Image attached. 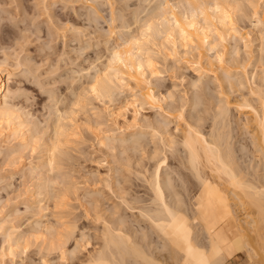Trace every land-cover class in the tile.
Here are the masks:
<instances>
[{
	"label": "bare ground",
	"instance_id": "bare-ground-1",
	"mask_svg": "<svg viewBox=\"0 0 264 264\" xmlns=\"http://www.w3.org/2000/svg\"><path fill=\"white\" fill-rule=\"evenodd\" d=\"M144 1L148 2L145 3L147 4L146 6H143L145 9L149 10L153 7L150 2L152 0ZM160 2V6L164 9L161 8L162 11H159L161 12L159 14L156 13L157 11L153 12L156 15L158 14L156 17L161 20L159 21L161 28H159V24L156 21L153 22L156 19V17L155 19L151 17L153 12L143 18L138 14V10L137 13H133L134 16L131 14L134 25L136 24L137 31H139L138 35H133L132 30L130 32L129 27L133 24L130 26L128 21L132 23L131 18L130 20L127 19L128 21L126 20V22L122 19L124 17L121 16L124 21L123 24L117 26L118 24L116 23L117 25L115 26L114 22L119 19H116L117 16L116 18L112 16L113 18L109 22V25H111L109 29L112 27L123 28L122 30L119 29L120 32L122 31L119 34L120 36L117 35V38H121V40L119 39L121 42H117L116 46L114 45L112 48L105 46L109 51L108 62H106L105 68L100 70L102 71L101 74L94 72L95 75L87 83L89 84V93L91 92V94L100 99H108L110 103L116 102L118 95L116 92H120V90L137 91L138 94L135 95L137 102H127L124 109L126 107L130 108V106L132 108L133 106L135 108L136 106H141L142 108V106L146 105V107L149 106L150 108L161 110L160 113L163 110L166 117L162 113V119H159V116L155 120H149L150 118L141 119L138 116L139 108H136L132 121L129 123L130 119H126L123 115L124 113L122 114L124 111H120V108V110L114 107L112 109L109 108L108 114H110L115 126L121 125L118 126L120 130L129 128L125 127V124L131 128L138 129L136 130L137 132H131L128 137H125V131L118 135H105L107 131H103L104 135L101 132L103 136L96 133L99 143L108 150H111L109 148L113 150L116 147L117 149L119 147L123 148L124 153L123 150L120 151L124 155L132 152L133 154H129L135 156L134 152H139V157H134V162L132 156L122 158V162L129 164L123 163L120 167L121 161L118 162L116 160L115 164H119L118 167L112 166L117 171L112 169L117 173L114 178L117 179V175H120L119 177L123 180L119 181L117 179V181L114 178H109L111 177V168H108L110 170L109 177H106L109 179V183L105 186L106 188L108 187V190L111 189L112 191L110 192H113L119 198L118 200L120 201L118 203L112 204L108 208L105 206L104 208L106 203L104 200L106 199H102V197H105L102 193L99 195L98 192L100 191L97 192L100 198H97L98 195L94 194L96 191L93 194L91 192L89 195L83 194L84 197L88 196V200H90L89 197L91 195H94V199H92L93 197L91 198L92 202L87 204L94 211L92 216L94 217V224L98 222L99 225L100 222V227L96 226V230L99 233L97 234L95 231L97 235L94 237L97 240V247L85 257L81 255L82 252L80 254L78 241H76L77 243L73 250L66 249L67 244L70 242L69 239H71L70 236L74 234L73 230H70L72 233L66 234L58 231L57 229L62 226L58 217V220L56 219L58 221L57 224L60 225V227L59 225L57 226L58 228L53 226L56 224L55 219V221L52 220L54 222V224L52 222L53 225L51 222L45 221L46 218L50 217H46V211L51 202L53 204L56 203L54 205L56 210L63 203L57 202V200L61 199L58 190L60 194H63V191L68 190L66 188L75 186L71 181L70 175L67 176L69 167L72 168V164L70 165L71 162L69 163V161L74 160L70 157L71 155L68 151L70 147L68 148L67 146L72 132L69 133L70 125L68 126L65 122L71 119L70 115L77 112V110L85 108L82 104L83 102H81L84 99H78L76 102L72 101V104L75 103L72 108L76 106H80V108H70V115L68 113L63 115L66 112L63 111L62 114L60 112L62 111L61 107H59L60 109L57 108L58 106L55 104L60 101H55L58 97L54 103L49 102L54 105L53 108L57 107L54 108L55 111L51 114H54L50 125L52 130L50 135L47 136L46 132H42L45 128L42 129L40 127L41 123L37 124V122L30 120L31 113L28 114V111L25 112L22 107H19L17 105L18 101L14 102L17 100V91H19L17 84L20 83V79L17 80L15 74L12 73V68H9L10 66L7 62L9 60L3 59L2 62L0 61V155L3 156V152H5V158H2V160H11V162L7 161L9 164H2L10 167L14 163L13 170L9 169V171L12 170L18 176H20L18 173H21L23 177H26V184L29 178L33 189L28 194L31 193L32 203H35V206L37 204L33 208L35 211L33 209L30 210L33 212L32 216L30 215L33 219L31 217V219H27L28 221L32 220V222L34 220V224L31 221L27 222L30 225L33 224L31 229L28 226L29 230H27V227L25 228L26 231L21 230L20 228L23 227H21L18 219L0 217V235L2 236L0 264H29V262L25 263V260L18 263L17 258L19 256V259L20 257L23 259L22 256L26 253L23 249L31 246V233L37 241L42 240L46 245L42 244L44 248L46 247L47 255L42 256L41 264H54L55 261L53 263L50 260L52 253L57 251L60 252V255H58L57 259L59 260L55 264H225L228 259L244 247L248 249L249 257H253L255 254L254 257L258 255L260 257V254H263V252L260 254L256 252L258 246H261L259 248L264 250V95H262V92H264V89H262V85H264V13L261 12V0H251L255 4L254 8L245 7L248 0H185L186 3L183 0L181 4L184 2L183 5H186H184V9L186 7L185 10H187L186 13L184 9H182L184 12L182 10L180 12L177 11L179 10L177 9L179 5L175 6L172 1V3L168 0ZM201 4L211 5L212 7L203 9V14L201 15L199 14L201 11L199 5ZM217 4L221 6V13L224 11L223 6L225 4L232 6L230 10L232 19L225 20L221 13H215L214 8ZM158 7L156 5L155 10ZM158 10L160 9L158 8ZM3 11L5 10L3 9ZM181 13L185 14L182 15ZM147 17L148 19H146ZM246 17L250 18V30H248L249 27L247 28V26L238 25ZM125 29L130 33L127 30L124 31ZM252 31L255 32L253 33ZM112 32L113 30L111 34ZM161 33H164V36L158 38ZM255 33L257 35L253 38L252 34ZM111 34L110 36H112ZM155 41L159 42L161 49L166 48V50L172 51L171 54L173 56H175L173 53H180V47L187 52H193L195 55V59L192 60L194 63L192 64L195 66L194 70L198 73V76L196 80L190 82L191 88H195V94L189 99L181 98L179 104L177 106H174V104L169 106V110H165L162 103L166 102L168 98L170 99L171 95L173 97V94H164L160 91L161 88L156 91L157 83L153 86L151 79L154 77L151 76V69L147 70V74L140 72V64L135 59V56L143 54L145 67L149 56L156 65V58L154 57V59L150 52L154 50L151 48L152 44L157 47ZM256 41L258 43L257 51L252 49V45ZM106 42L110 45L108 40ZM1 43L2 39L0 37V46ZM63 51L65 52L66 49ZM64 52V57L67 55L66 60L68 56L71 58L70 55L73 52H70V55H68V51V54L65 52L66 55ZM163 52L161 51L162 54ZM255 52H257V55ZM77 53L79 54V52ZM77 53L76 56L78 55ZM168 53L170 54V52ZM169 54L166 56L164 52V58H168ZM241 54H244V57ZM190 55L192 56L193 54ZM183 57L185 58V56ZM183 57L182 59H184ZM221 58L223 63H221ZM72 60L73 58L67 60L70 65L72 63L75 64V61L73 62ZM25 62H28L26 58ZM158 68L156 69L157 71ZM87 69L83 71L86 72L88 71ZM78 74L80 76L81 72L79 71ZM209 76H211L210 82H213V85L210 84L209 80L205 83V78L208 79ZM155 78L154 80H156ZM157 81H159L158 78ZM207 83L211 86L207 85ZM198 88L199 90H197ZM93 89H95V92H93ZM212 90H214V93L210 92ZM19 92H21V89ZM149 95H151L152 99L148 98ZM48 97L50 98L51 96ZM138 102L139 104L137 105L136 103ZM232 110L244 116L243 119L240 117L241 119L238 118V121L235 120L238 131L236 135L234 133L236 131L235 127L232 125V120L234 121L231 114ZM175 111L178 113L176 114L177 116L173 114ZM123 116L124 118H122ZM120 118L124 119L123 125L120 123ZM172 122H176V124L174 123V129H170ZM101 129L103 128L101 127ZM3 131H5V135ZM39 135H41L42 139L39 138ZM44 136L47 137L44 138ZM26 151L27 153L29 152V156ZM25 153L28 161L32 158L30 155L37 154V156L34 155L36 160L28 163L27 161L24 162L26 158L23 160V154ZM118 158L119 156L116 159ZM145 159H148L150 166L149 164H143V162L147 161ZM131 162L132 164H130ZM133 163L134 166L140 167L137 170V176L140 175L138 177L142 179H139L136 173L133 174H135L136 180L137 178L142 180L139 182H143L141 186L144 184V191L146 190L145 194L147 197L141 196L140 193V195H137V192L130 197L126 195L129 192L131 194L132 187L130 188V186L132 185L129 186L130 189L127 188L131 182H128L126 177H122V173L124 171L129 173L131 169L132 172L136 171L138 168L135 169L134 167L133 169ZM73 166H75V163H73ZM14 176L12 175L13 180L10 178L11 181L10 179L5 180H9L10 184H12L11 182L17 178V176ZM106 179L105 181H107ZM128 179L132 180L130 177ZM23 180L24 178L21 179V181ZM97 180H100V178ZM2 181L5 182L4 180ZM126 181L128 184L123 183ZM70 183L73 185L71 186ZM55 185L66 188L61 192L60 189L62 188ZM139 186L137 185L138 188ZM29 187L31 188V186ZM54 187L58 188V190L56 189L57 193H55ZM75 188L77 187L75 186ZM139 192L141 191L139 190ZM117 198L114 197V201ZM63 199L62 197L61 201ZM100 199L102 200L100 201ZM46 201L48 204L50 203L48 207ZM102 201L105 202L104 205ZM106 201L109 202L108 199ZM27 205H29L26 208L27 211L33 207L30 204ZM124 209L127 212H131L130 215H125V211H122ZM51 210L56 212L54 209ZM52 211L49 212L53 213ZM55 214L52 217H56L57 214ZM8 218H12V220ZM23 221L25 222V220ZM64 225L66 224L64 223ZM42 249L40 253H43L44 250L42 251ZM251 251L256 253L253 252L254 254H252ZM47 256H50L49 260L46 259ZM263 256L264 254L261 257ZM43 257L45 258L43 259ZM260 258L258 260L260 262H256V264H263L264 259L261 258L263 261L261 262Z\"/></svg>",
	"mask_w": 264,
	"mask_h": 264
},
{
	"label": "rangeland",
	"instance_id": "rangeland-1",
	"mask_svg": "<svg viewBox=\"0 0 264 264\" xmlns=\"http://www.w3.org/2000/svg\"><path fill=\"white\" fill-rule=\"evenodd\" d=\"M160 1H164V0H160ZM160 1L159 0L150 1L151 5L153 7L148 10V9H145V7H143V6L147 5L145 3H148V2H145L144 0H91V1L90 0L89 1L88 0H70V1H68V0H45V1L44 0H0V5H1L0 6L1 7L0 8V13H1L0 17H3V18H0V37L2 39V43H1L2 48L0 46V61L2 62L3 59L6 61L9 60V61H7L9 66H10L9 68L10 69L12 68V73L15 74L16 79L17 80L20 79L19 80L20 83L17 84L18 85L17 87H19V91L21 89V92L17 91L18 92L17 97L19 95L20 96L18 98L16 97L17 100L14 102L16 103L18 101L17 105H19V107H22L25 110V112L28 111L27 112L28 114L31 113L30 117H29V118H31L30 120L37 122V124L41 123L40 127L42 129L45 128V130L42 132H46L45 134L47 136H49L50 132L52 130L51 129L52 126H50V125L52 124V121H53V115L54 114L53 115H51V114H52V112L55 111L54 108L57 106H58L57 108L61 107L62 111H60V112L61 113L63 111L66 112L64 114L62 113L63 115H65V114L67 115V113L71 114V112H69L70 111L69 109L72 108V106H74L73 104H75V103L72 104V101L76 102L78 99H81V98L85 100V101L81 100V102H83L82 104H83V106H85V108H83V110H82V109H79L80 106H76V107H78L77 109H79V111L77 110V112L73 113L72 115L69 114L71 116L70 117L71 119H69L68 121L65 120V121H67L65 123H67L68 126L70 125L69 126V133L72 132L71 133L72 135H70L71 141L69 140V143L67 145L68 148L70 147L71 149L69 148V150L68 149L67 150L69 151V154L71 155V156L70 155L69 156L72 157L74 160V161H72L70 158L71 161H69V163L71 162L70 165L72 164L71 165L72 168L69 167L70 168L69 170L67 168L68 172L70 173L69 174L67 172L68 173L67 176L70 175L71 181L73 182V184L77 188L78 187L79 188L77 189V188H75V186H72L73 185V184H71L72 182L70 184L74 188L67 185V186H69V188H71L70 191H68L69 188H66L64 186L63 187L68 189V190L63 191L64 188L55 185L57 187L62 188V189H60V188L59 189L61 190V192L62 191L64 192L63 194H60L58 188L54 187V191H56V189H57L58 194L61 197V199L57 200V202L58 201L63 202L64 204L63 203L60 204L61 205L60 208L58 205V208L60 210L59 209L56 210L54 208L55 207L54 205H56V203L53 204L51 202L53 200L50 201L52 205L49 203L51 208H50L48 202L46 201L47 207L49 206L47 208V211H46L47 213L45 212L46 217L50 216L48 218L49 219L52 218V219H50L51 221L48 218H46V220L44 219L45 221L51 222V224H52V222L55 221L58 217L59 223L62 225L61 228L57 227L59 225V224H57L58 219L56 220V224H54V222H53L54 225L53 224L52 225L56 226V228H58L57 230L60 231L61 233H63V232H64V234L69 233V232L72 233V231H70V230H73L74 234L72 236H70L71 239H69V241H70V242L68 241L69 243L67 242L68 244L66 246V249L73 250L76 246V243H77L76 241H78L79 242L78 244L80 245V254L82 252L81 255L84 257H85V255L87 256L91 250H93L94 248L97 247L96 246L97 240L94 237H95V235H97L99 233L96 230V228H97L96 226L100 227V222H99V225H98V222L95 223L96 225L94 224V222H95L94 217H92L94 215V211H93V209H90V207H89L90 205H88L89 203L92 202L91 198L94 195L93 196L91 195V197H89L90 200H88V198H87L88 196L84 197L83 194L89 195V194H91V192L93 194V192L96 191V193H94L95 195L96 194L98 195V193H99V195H100V193H102L104 195L105 198L102 197L103 200L108 199V201H109V199H111L109 202L104 200L108 205L104 201H102L103 205L105 203L104 208H105V206H107L106 208H108V207H111L112 204L114 205L115 203H118L120 201V200H118L119 198H117V196H115V194L113 192H112L113 194L110 192V191H112L111 189L108 190V187L106 188V186H105V185H108V183H109V181H108L109 179L106 176L109 177L108 174L111 170V172H113V173L110 172L111 177H109V178L116 177L115 175L117 173L114 172L116 170L113 169L114 167H112V166L118 167V164H119L118 162L121 161L122 158H124V157L128 158V156L129 157L132 156L133 157L132 160L134 162V159H135L134 157H139V152L138 153L134 152V154H136L134 156V155H132L133 153L129 152V150H128V152L132 153V154L126 153L127 152L126 151L125 152L126 154L124 155L121 153L123 148L119 147L117 149V147H116L113 150H112V148H109L111 150H108L103 145L101 146V144L99 143L98 138L96 136L98 133H99L98 135H100L101 132H103V131L104 132L107 131L106 134L103 132V135L104 134L105 135H107V134L108 135H118L122 131H125V137H128V136H130L129 134L131 132L132 133L137 132L136 130L138 129V128L137 129L131 128L130 126H127L125 124V127H129V128H126V129L122 128V130H120V127H118V126H121V125L115 126L112 118L110 117V114H108V111H110L109 108H111V109L113 107L116 109L120 108L121 109V110L119 109L120 111H124V112H122V114L124 113L123 115L125 116V118L128 120L130 119L128 121L129 123H130V121H132L134 110L136 108L137 109L139 108L138 109L139 110L138 116L141 119L142 118L143 119H149L150 118L149 120H155V119H158L157 116H159V119H162V117H163L162 113H164L163 110H162V113H160L161 110L156 109V108L153 109V108H150L149 106L146 107V105L142 106V108H141V106L140 107L136 106V108H135V106H133V108H132V106H130V108L126 107L128 109L125 110L126 108L124 109V107L127 104V102H130V103L133 101L137 102L135 100V98H136L135 95L138 94L137 91L132 90V92H131V90H126V89L120 90V92L119 91L116 92L118 94V95L116 94L118 97V98L116 97V102L110 103L108 101V99H100L98 97H95V95L91 94V92L89 93V91H90L89 90V84H87V83H89V80H91L92 76L95 75L94 72H97V74H101L102 71H100V70L101 69L103 70V68H105V64H107L106 62H108L107 56H109V51L107 48L108 47L112 48V47H114V45L116 46V43L117 42L119 43V41L121 40L120 37L117 38L118 37L117 35L122 33V31L120 32L119 29L122 30L123 28L121 29L120 27L119 28L118 27L117 28L112 27L109 29V27L111 26V25H109L110 24L109 22L111 21V19L114 16H115L114 18H116V16H117L116 19H119V20H116L114 22V25L116 26L118 24L117 26H121L124 21H126L127 19L130 20V18H131L133 21L132 23H130V21L127 20L128 23L130 24V26H131V24H133L131 27H129L130 32L132 30L133 35L134 34L138 35L139 31H137V26H136V24L134 25V20L131 16L132 15L134 16V14H135L134 12L137 13V10H138V14H140V16H142V18L147 16L148 14H151L153 11H157L156 13H158V14L161 13L159 11H162V9H164V8H162L160 6V4H159V3H161ZM165 1H167V0H165ZM168 1L174 2L173 4L175 6L177 4L179 5L177 7V9H179V10L176 9L177 11L180 12L182 9H184L185 4L183 5V3L185 2V0H184V2H182V4H181V1H183V0H168ZM260 4H261V2H260ZM156 5H157V7L159 5L158 8L160 10H158V8L155 10ZM3 9L5 11H3ZM185 9H186V7H185ZM184 10H182V11L184 12ZM186 12H187V10H185V13ZM261 12L264 13V9L261 8ZM156 13L153 12L151 17H153L155 19V17L158 15V14L156 15ZM185 13H181V14L184 15ZM89 16H91V17H89ZM121 16L124 17V18H122V19H124V21L121 19ZM93 17H94V20H93ZM118 17H120V18H118ZM146 19H148V17ZM155 21L159 24L160 23L159 21H161V20L158 17H156V19L153 20V22H155ZM14 24H16V25H14ZM67 24H69V25H67ZM65 25H67V26H65ZM238 25L247 26V28L249 27L248 30H250V18L249 17L243 18L238 23ZM158 26H159V28H161L160 24ZM112 30H113V32L111 34ZM126 30L127 29H125L124 31H126ZM127 32L130 33L128 30H127ZM50 33H51L53 38L51 37ZM106 33L108 34V36ZM110 34L112 36H110ZM256 35H257L256 33L252 34L253 38ZM160 36H164V33H161L160 35H158V38ZM80 39L82 42L80 41ZM107 40H108V42H110V45L107 44V42H106ZM157 41H159V40L157 39ZM155 43H157V42L155 41ZM257 44L258 43L256 41L252 45V49L255 51H257V48H256ZM84 45L85 46L88 45V46H86V48H85ZM152 45H151V48H153L154 50L150 48L151 50H153L150 52H151L153 58L154 57L156 58V59L155 58L154 59L156 60V65L157 64L159 65V66L157 65V68L159 67L158 71L160 72L161 75H160V77H156V78L154 77L156 80H154V78L151 80H152V83H153V80L156 81V83H157V84L155 83L156 84V88H155L156 91L160 90V88H161L160 91L163 92L164 94H169V95L171 93L173 94V97H172V95H171V97L169 96L170 99L168 98L166 100V102L162 103L163 108H165V110H167V109L169 110V106H173V104H174V106H177L179 104V100L181 98L189 99V98H192L193 95L195 94V88L192 89L191 88L192 86L190 85V82L196 80L197 79L196 77L198 76V73L194 70L195 66L192 64V63H194V62H192V60L195 59V55L193 52L191 53V51L190 52L188 51L189 52L188 53L187 51H185L183 48L180 47L179 48L180 53H178V54L173 53V54H175V56H173L171 54L172 51H169L168 49L166 50V48H164L166 51L164 49H161L162 47L160 46L159 42L156 44L159 49L157 47H154L155 44L153 46ZM105 46L107 48H105ZM79 47L85 48V49H81V48L78 49ZM149 47H150V45H149ZM69 48H71V49H69ZM65 49H66V51H65L66 53H67V51L69 52V54L67 53L68 55H70V52L71 53L73 52L70 55L71 58L68 56L69 58L67 57V60L73 58L72 61L73 62L75 61L74 63L76 64V66L73 63H72L73 65L72 64L70 65V63L65 59L67 56L66 53L63 51ZM70 50H72V51H70ZM161 51L162 52L164 51L165 55H166L167 51L170 52V54L167 52V55H166V56H168V54H169V57L164 58V56H163L164 52L162 54ZM243 51H242V53H243ZM63 52L66 55L65 57L63 55ZM77 52H79V54ZM76 53L78 54L77 56H76ZM256 53L257 52H255V54ZM180 54H181V56H180ZM190 54H193V55L191 56ZM10 55H12V56H10ZM241 55H242V57H244V54H241ZM28 56H30V57H28ZM183 56H185V58ZM182 57L184 59H182ZM191 57H192V59H191ZM25 58H26V61H28V62H25ZM28 58H30V59H28ZM176 58H178V59H176ZM173 59H175V60H173ZM188 59H189V61H188ZM165 60H167V61H165ZM32 61H34V62L32 63ZM70 62H71V60H70ZM66 63H68V64H66ZM15 65H18V66H15ZM92 65H94V66H92ZM19 66H21V67H19ZM38 66H39V68H38ZM57 66H59V67H57ZM172 66H174V67H172ZM33 68H35V69H33ZM37 68H38V70H37ZM84 68L85 69L88 68L87 69L88 71H86V72L83 71V70H85ZM89 68H90V70H89ZM91 68H92V70H91ZM30 70H32V71H30ZM53 70H55V71H53ZM78 70L81 72L80 76H78L79 75ZM28 71H29V73H28ZM87 73H88V77H87ZM85 74H86V76H85ZM183 74H184V76H183ZM75 76H76V78H75ZM210 77L211 76H209L208 79H206L207 78V76H206L205 83L208 80L210 82V80H211ZM157 78L159 81H157ZM73 79H74L75 84H73L74 83ZM75 79H76V81H75ZM186 81H189V82H186ZM160 83H161V85H160ZM72 84H73V86H72ZM210 84L213 85V82L212 83L210 82ZM210 84L207 83V85L211 86ZM212 87H214V86H212ZM83 89H85V90H83ZM211 89H213V88H211ZM197 90H199V88ZM213 91L214 90H212L210 92H213ZM21 93L23 96L21 95ZM52 93H53V95H52ZM48 96H51L50 98H52V99H50ZM53 96H54V98H53ZM76 97H77V99H76ZM78 97H80V98H78ZM48 99H49V101H48ZM55 99H56V101H55ZM86 99H87V101H86ZM54 101L55 102L60 101V102L55 104L57 106H55L53 108L54 105H52V103H54ZM49 102H52V103L50 104ZM69 102H71V103H69ZM169 102L171 103V105ZM84 103H85V105H84ZM67 104L69 107L67 106ZM136 104L138 105L139 102ZM63 106H64V108H63ZM76 107H73L72 109H74ZM172 112H174V111H172ZM178 113H179V110H178ZM178 113H177V111H175V113H173V114L176 115ZM161 114H162V117H161ZM231 114H232V118H234V121L232 120V123H233L232 125H233V127H235L234 129L236 131L234 133L236 135V133L238 131L236 128L237 124H235V122H236L235 120L238 121V118L243 119L244 116L235 110H232ZM239 114H240V116H239ZM165 115L166 114L164 113V116ZM124 116L122 118H124ZM122 118H120L121 124L123 123V120H124ZM235 118H237V119H235ZM97 120H99V121H97ZM99 122H101V123L99 124ZM174 123L176 124V122H172L170 124V127H171L170 129L175 128ZM101 127L103 129H101ZM100 129H101V131H100ZM5 131H3L4 135H5ZM74 134L76 135V137ZM0 135H1V133H0ZM40 136L41 135H39V138H41ZM47 136H44V138ZM4 153L5 152H3V156L0 155V174L1 173L4 174V176H3V174H1L3 176V178L0 175V177H1V179H0V217H5L6 219H7V217H12L13 219H18L20 221L21 227H23L20 229L21 230L23 229V231H26L25 230L26 227H27V230H29L28 226L31 229V226L34 224V220H33V222H32V220H29V221H31V223H33L31 225H30V223H27V222H29L27 219L28 218L31 219L32 218L31 216L33 214V212H31L30 210L37 206V204L35 206V203H32L31 193L28 194L29 191L33 189V186L31 185L29 178L27 179L28 182L26 181L27 182V184H26L25 183L26 177H23V175L21 173H18L20 175V176H18L17 173L14 174L12 172L14 163H13V165L10 166L11 168L8 165H5V164H9V162H11V160L10 161L7 160V161H9L8 163H7V161H5L6 159L2 160V158H5ZM26 153H27V151H26ZM26 153L23 154L24 155L23 160L26 158V160H24V162L27 161V163H28L29 161H32V160L35 161L36 160L37 154H34V155H36L35 158H34L33 154L30 155L32 158L29 157L30 159L28 161V158L25 156ZM123 153H124V150H123ZM27 155L29 156V152L27 153ZM118 156H119V158L116 159ZM16 157H18V156H16ZM113 158L115 161L112 160ZM16 159H18V158H16ZM14 160H15V157H14ZM116 160L118 161L117 162L118 164H115ZM145 160H147V161H145ZM145 160H144L145 162H143V164L144 163L146 165L149 164V166H150L148 159H145ZM12 162H14V161L12 160ZM72 162L75 163V166H73ZM2 163H5V164H2ZM123 163L126 165L129 164V163H125V162L121 161V163L119 164V167ZM130 164H132V162ZM135 165H136V163H135ZM173 165H175V164H173ZM1 166H3V167H1ZM130 166H132V165H130ZM132 167H133V169H134V167H135V169L136 168H138V169H136V171L134 170L135 172L134 171L132 172V169H131L130 172H132V173H130V172L126 173L127 171L126 172L124 171V173H122L123 176L121 175L122 177H126V180H128V182L132 183V184L131 183L128 184L127 181L123 182V183L128 184V186L125 185V186H127L128 189H130L132 187V191L129 190V191H131V194L129 192L126 195H127V197H130L132 194H135L137 192V195L140 193L141 196L143 195V196L147 197V195L145 194L146 190L144 191V186H143L144 184L142 185L143 188L141 186V183H143V182H141V183L139 182V181H142V180H139L142 178L138 177L140 175L137 176V170H139L140 167L134 166V163H133ZM108 168L109 169L111 168V169L109 170ZM9 169H12V170L9 171ZM9 172H11V173H9ZM133 173H136V176L139 179L137 178V180H136V176ZM8 174L10 177L8 176ZM12 175L17 176V178H15L16 180L12 181L11 182L12 184H10V181L12 179ZM117 176H118L117 179L119 181L123 180L122 178L119 177L120 175H117ZM127 176H128V178L130 177L133 180V182H132V180L128 179ZM22 177L24 178V180H23L24 182L21 181V179H23ZM91 178H93V179H91ZM99 178L102 181L97 180ZM5 179L6 180L10 179V181L9 180L6 181ZM18 179H20V180H18ZM105 179L107 181H105ZM114 179H116V178H114ZM2 180H4L6 183L3 182ZM106 182H107V184H106ZM8 184H9V186H8ZM130 185H132V186H130ZM133 185H134V188H136V189L133 188ZM137 185L138 186L140 185L139 188L141 187L142 189L141 188L139 189L137 187ZM29 186H31V188ZM129 186H130V188H129ZM73 189H75V190H73ZM85 189H87V190H85ZM133 190H135V191H133ZM139 190L141 192H139ZM98 191H100V192H98ZM55 193H57V191ZM63 195H66V196H63ZM99 195L97 196V198L99 197ZM113 196L117 198V199H115L116 201H114ZM62 197L64 198L63 201H61ZM83 197H84V199H83ZM85 198L87 199V201ZM92 199H94V197ZM102 199H100V201ZM109 203H111V204H109ZM27 204H30L31 207L33 206L32 208H29L28 211L26 210V208H28V206H29ZM91 206H92V204H91ZM49 208H50V210H49ZM51 209H54L56 212H53ZM87 209H88V211L90 209L89 213H88ZM91 210H92V212H91ZM49 211H52L54 214L56 213L57 214V215L55 214L56 217H52V216H54V214L49 212ZM122 211L126 212V213L124 212L125 215H130V213H131V212H127L125 209ZM48 212H49V214H48ZM27 213H28V215H27ZM90 213H93V214H90ZM127 213H129V214H127ZM12 218L11 219L8 218V219L12 220ZM60 218H61V220H60ZM23 220H25V222ZM22 223H23V226H22ZM64 223L66 225H64ZM59 227H60V225H59ZM95 231L97 234L95 233ZM30 235L32 237L30 240L31 246L28 247L29 250L26 251L27 254L25 253V255L22 256L23 259H21V257L19 259V256H18L17 261L19 263L20 261L25 260V263L29 262V264H39V263L41 264L42 256L47 255V252L45 251L46 247L44 248L45 244L42 242V240L40 241L38 239L39 241H37L34 238V236H32V233ZM1 242H2V236L0 235V250L2 247ZM42 244H44V245H42ZM39 247L44 248V249H42V248L41 249H42V251L44 250L46 252V254H44L45 253L44 251H43V253L42 252L40 253L41 249ZM259 247H261V246H258V249H260V250L258 251V249L256 248V252L258 254L263 252V254H264V250H262V248H259ZM247 250L248 249L245 247L240 249V251L237 254H235L233 257L228 259L225 262V264H235V263H238V264H256V262H260L258 260L263 254H260L261 255L260 257H258L259 255L254 257L256 254L253 255V257L252 256L249 257L250 254L248 253ZM57 252L52 253L50 261H52V262L55 261V263H56L59 260L57 258L59 257L58 255H60V252H58V254H57ZM253 252L254 251H251L252 254L256 253V252H254V253ZM19 255H21V254H19ZM263 257H261V258L264 259ZM44 258L45 257H43V259ZM48 258L50 259V256H47L46 259H48ZM261 258H260V260H261ZM55 259H57V260H55ZM255 259H257V260H255ZM254 260H255V262H254ZM52 262H50V263H52ZM261 262H263V261L261 260ZM263 264H264V262H263Z\"/></svg>",
	"mask_w": 264,
	"mask_h": 264
},
{
	"label": "snow or ice",
	"instance_id": "snow-or-ice-1",
	"mask_svg": "<svg viewBox=\"0 0 264 264\" xmlns=\"http://www.w3.org/2000/svg\"><path fill=\"white\" fill-rule=\"evenodd\" d=\"M261 8L264 9V0H261ZM212 6L211 5H206V4H201L199 5V8H200V13L199 14H203V9H206V8H211ZM224 11L221 13V6L219 4H217L214 8V12L215 13H221L222 16L224 17L225 20H230L232 19L231 15H230V10H231V7L230 5H227L225 4L224 6ZM245 7L247 8H254L255 7V4H253L251 2V0H248V2L246 3ZM178 27V25H177ZM135 59L139 62L140 64V68H139V71L142 72V73H145L147 74V70L148 69H151V76L152 77H160V72L157 71V65H155L151 59V57L149 56V58L147 59V62H146V67H145V58L143 56V54H140L138 56H135ZM221 63H223V60L221 58ZM155 81H153V86H155ZM262 89H264V85H262ZM93 92H95V89H93ZM262 95H264V92H262ZM149 99H152L151 95H149L148 97ZM23 251H27V249H23Z\"/></svg>",
	"mask_w": 264,
	"mask_h": 264
},
{
	"label": "crops",
	"instance_id": "crops-1",
	"mask_svg": "<svg viewBox=\"0 0 264 264\" xmlns=\"http://www.w3.org/2000/svg\"><path fill=\"white\" fill-rule=\"evenodd\" d=\"M235 264H238V263H235Z\"/></svg>",
	"mask_w": 264,
	"mask_h": 264
}]
</instances>
